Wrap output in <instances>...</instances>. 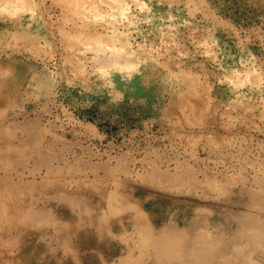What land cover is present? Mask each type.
<instances>
[{"label": "rangeland", "instance_id": "374dc122", "mask_svg": "<svg viewBox=\"0 0 264 264\" xmlns=\"http://www.w3.org/2000/svg\"><path fill=\"white\" fill-rule=\"evenodd\" d=\"M122 3L0 0V264H264V0Z\"/></svg>", "mask_w": 264, "mask_h": 264}, {"label": "bare ground", "instance_id": "6f19581e", "mask_svg": "<svg viewBox=\"0 0 264 264\" xmlns=\"http://www.w3.org/2000/svg\"><path fill=\"white\" fill-rule=\"evenodd\" d=\"M115 2H116L117 5H118V6H117L118 9L121 10V12H122L123 14H127V13H128V12H127V9H126V7H125V5L122 3V0H115ZM93 34H96V33H93ZM93 34H92V35H93ZM99 34H100V33H99ZM99 34H98V36H99ZM87 35H88V36L86 37V40H87V38H89V34H87ZM96 35H97V34H96ZM90 36H91V35H90ZM98 36H97V37H98ZM100 38L103 39V36L101 35ZM92 39H93L95 42L97 41V40H95V39H97L96 36H94V38H92ZM98 39H99V38H98ZM105 40H106V39H105ZM89 41H90V43H91V40H88V42H89ZM94 41H92V44H95ZM98 41L100 42V41H102V40H98ZM86 42H87V41H86ZM88 42H87V43H88ZM104 42H105V41H104ZM104 42L102 41V43H104ZM106 42H108V41H106ZM90 43H89V44H90ZM104 45H105V44H104Z\"/></svg>", "mask_w": 264, "mask_h": 264}]
</instances>
